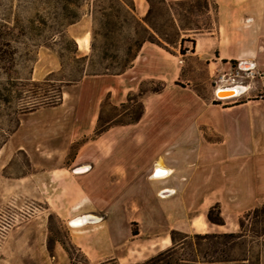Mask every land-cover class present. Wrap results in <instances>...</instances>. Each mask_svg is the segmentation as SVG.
<instances>
[{
    "label": "rangeland",
    "instance_id": "374dc122",
    "mask_svg": "<svg viewBox=\"0 0 264 264\" xmlns=\"http://www.w3.org/2000/svg\"><path fill=\"white\" fill-rule=\"evenodd\" d=\"M91 1L79 10L81 20L67 29L72 37L89 39L90 49L79 48L82 54L87 51V55L92 50ZM127 2L134 6L139 17L146 16L149 9L146 0ZM168 3L175 19H182L189 28L205 35L209 18L217 17L216 0H168ZM33 7L26 0H0V34L5 57L0 61V207L9 206L17 212L26 203L35 207L0 241V259L20 261L24 257L30 264L103 262L94 258L96 249L86 246L84 252L79 246L81 241L86 243L94 237V232H78L50 208L46 199L49 171H53L56 179L66 180V198L69 205H75L80 178L74 173L75 167L111 161L120 164L134 161L146 167L150 161L154 164L164 160L173 168L179 167L174 180L178 174L193 175L195 179L196 185L187 189L189 197L184 202L187 212H181L177 200L162 202L152 196L133 195L127 199L133 213L126 218L119 216V227L128 226L142 231L143 236L157 238L171 233L172 227L197 228L195 221L203 217L207 225L199 230L211 233L201 237L192 234L184 248L183 235H175L180 254L203 262L229 255L249 257L248 264H264V239L251 243V232L241 240L216 234L238 232L240 218L264 203V121L249 118L264 117L261 100L264 82L247 79L245 84L252 85L248 92L218 100L216 79L229 64L190 51L184 55L178 47L167 50L147 42L125 73L87 76L77 84L63 87L61 98L55 99L54 91L46 94L49 96L44 99L46 102H57L39 105L38 95L46 92L33 81H43L49 73L60 71L56 52L60 46L53 50L37 45L38 23L33 26L27 21ZM154 19L170 22L167 13ZM22 28H26L27 35ZM186 46L191 47L192 42ZM69 69L72 71L73 67ZM182 131L189 133V137L181 138ZM159 132L164 135L160 137ZM155 133L151 147L145 144L137 148ZM99 136L103 140L96 144ZM183 140L185 143L181 144ZM135 149L138 157L131 155ZM135 173L137 180H142L143 173L150 181L151 170ZM192 193H199L198 201L191 199ZM210 211L212 217L223 218L225 224L212 223ZM21 229L25 234L17 237L14 246L10 245V235ZM168 247L159 249L154 242H137L121 264L144 261ZM121 252L127 254L124 249Z\"/></svg>",
    "mask_w": 264,
    "mask_h": 264
},
{
    "label": "crops",
    "instance_id": "0c3cea01",
    "mask_svg": "<svg viewBox=\"0 0 264 264\" xmlns=\"http://www.w3.org/2000/svg\"><path fill=\"white\" fill-rule=\"evenodd\" d=\"M216 5L218 10L217 17L214 19L209 18L207 35L204 32L189 28L188 23L182 21L184 28L180 29L183 32V36L196 35L194 36L195 43L190 47L191 54L207 57L210 60L216 58L218 60L217 63L222 61L225 64H229L233 61H242L254 64L264 71V0H216ZM176 22L179 25L177 18ZM74 38L77 40V37ZM83 54L87 55L88 52L85 51ZM261 100L264 102V99ZM249 118L250 120L264 121V117L252 116ZM156 134L150 135L137 148L145 144H149L151 147L152 138ZM159 134L160 137L164 135L162 132H159ZM188 137L189 133L181 132V138ZM102 140L103 136H99L95 142L99 144ZM184 143L185 140L181 144ZM137 151L135 149L131 155H137L138 157ZM160 161L171 169L168 176L163 178L155 176L158 170L157 165ZM85 165L88 168L81 173L75 171L78 166L74 168V173L80 175L79 190L77 192L78 202L75 205H69V200L66 198V180L56 179L53 171H49L48 174V194L46 196L50 208H54L58 216L63 218L70 227H74L78 232H94V237L87 239L86 243L80 242L81 250L85 252V247L90 246L97 250V254L94 256L96 260L112 259L124 263L129 251L135 249L137 242H146L148 244L154 242L159 249L173 245L170 232L157 238L143 236V232L140 230L138 235H134L131 227L127 226L121 229L117 223V218L121 215L125 218L132 215L133 209L127 199L133 195H138L141 198L152 196L162 202L177 200L181 203V212L185 214L187 209L184 208V202L189 197L187 189L196 185L195 179L192 178L193 175L178 174L176 176L178 177L177 180H174V173L179 167L173 168L164 160H157L154 164L150 161L146 167H141L138 162L135 163L134 161H126L123 164L111 161L102 162L97 166L91 164H81L79 166ZM136 170H151L150 181L144 178L142 175L144 172L140 174L143 177L142 180H137ZM32 195L35 196L34 194ZM36 196L43 195L37 194ZM57 199L59 203H56ZM191 199L198 201L199 193H192ZM90 213L95 214L99 219L88 221L86 225L81 227L72 225L71 221L74 217ZM164 216H169L167 210H165ZM173 229L190 236L192 234L211 233V231L201 232L192 226L172 227L170 231ZM231 232L237 231H217L216 234ZM23 234H25L24 229L14 231L10 235L9 244L14 246L17 237ZM122 249L126 250V255L122 254ZM89 259L91 260V257ZM0 260L2 262L0 264H6L5 261L10 264H30L24 257L20 261L5 257Z\"/></svg>",
    "mask_w": 264,
    "mask_h": 264
},
{
    "label": "trees",
    "instance_id": "16d2710c",
    "mask_svg": "<svg viewBox=\"0 0 264 264\" xmlns=\"http://www.w3.org/2000/svg\"><path fill=\"white\" fill-rule=\"evenodd\" d=\"M26 1L34 6L32 8L33 14L27 18V21L33 26L38 23L37 27H35L37 30L36 35L40 39L37 45H44L53 50H56L55 46H60V49L56 50L61 63L60 71L49 73L43 81H33L34 85L46 92L38 95L37 103L39 105L57 102L58 100L46 102L44 99L49 97L46 94L54 91L55 99L61 98L63 87L77 84L87 76L125 73L133 66L146 42L157 43L167 50H171V46L178 47L184 55L191 49L186 46V43L192 42V45L195 43L194 37L191 39L183 36L168 0H147L149 9L143 18L138 16L134 6L129 4L127 0H92V50L90 55H85L80 52L76 38L70 36L67 29L70 25L81 20L82 14L79 10L89 0ZM165 13L168 14L170 22H159L154 19ZM178 22L180 26H183L182 19H179ZM22 29L23 33L27 35L26 28ZM47 32H50V35H46ZM2 47L3 42L0 34V61L5 59ZM233 63H237V61H233ZM70 66L73 67L72 71L69 69ZM58 75L60 77H56ZM208 217L212 223L225 224L223 218L216 219L212 217L211 211ZM239 224L240 230L238 232L217 235L241 240L247 236V232H251L253 233L251 243L263 240L264 203L250 210L244 217H241ZM132 231L134 235L139 234L138 229L133 228ZM177 234L183 235L182 246L184 248L190 235L173 229L171 231L172 246L159 251L144 261L131 264H248L246 261H251L249 257L232 258L229 255H223L221 258L207 262L200 261L195 257H187V255L180 254L175 245V235ZM195 236L201 237V234H196ZM77 249L80 250L79 248ZM86 260L88 261L89 259L86 258ZM108 263L121 264L112 259L99 264Z\"/></svg>",
    "mask_w": 264,
    "mask_h": 264
},
{
    "label": "built area",
    "instance_id": "2783aa9c",
    "mask_svg": "<svg viewBox=\"0 0 264 264\" xmlns=\"http://www.w3.org/2000/svg\"><path fill=\"white\" fill-rule=\"evenodd\" d=\"M244 62L239 61L237 63H229V67L216 79L215 95L218 100H222L218 94L220 87L228 85L241 84L246 86V90L243 92L245 94L252 87L251 84H245L247 79L251 82L260 79L264 82V71L260 70L256 65L249 64L245 66ZM13 208L15 205H11ZM35 207L32 203H26L22 206L19 211H13L11 207H0V241L6 236L8 231L12 229L16 224L23 220L30 213L34 212Z\"/></svg>",
    "mask_w": 264,
    "mask_h": 264
},
{
    "label": "bare ground",
    "instance_id": "6f19581e",
    "mask_svg": "<svg viewBox=\"0 0 264 264\" xmlns=\"http://www.w3.org/2000/svg\"><path fill=\"white\" fill-rule=\"evenodd\" d=\"M90 35V32L88 33ZM79 48H82L83 46H86L88 49H90V41L89 39H77ZM245 66L249 65L248 63L244 64ZM246 90L245 85L236 84V85H228L224 87H220L218 90V94L221 98L229 99L233 97H238L243 94V92ZM87 165L85 166H78L75 171L77 173L84 172L87 169ZM157 173L156 177H166L171 172V169H169L162 161L158 162L157 165ZM99 219L98 216L95 214H84V215H78L77 217H74L71 221L72 225L75 227H81L83 225H86L88 221L97 220ZM207 225V222L204 220L203 217L195 221V226L198 229L205 228ZM202 232V231H201Z\"/></svg>",
    "mask_w": 264,
    "mask_h": 264
}]
</instances>
